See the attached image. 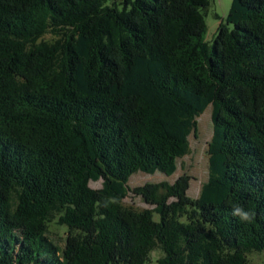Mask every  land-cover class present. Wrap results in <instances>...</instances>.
<instances>
[{"label":"trees","instance_id":"16d2710c","mask_svg":"<svg viewBox=\"0 0 264 264\" xmlns=\"http://www.w3.org/2000/svg\"><path fill=\"white\" fill-rule=\"evenodd\" d=\"M210 3L0 0V264L264 254V0H232L212 47ZM209 107L199 197L189 175L131 189L137 173L175 175ZM130 193L152 207H125Z\"/></svg>","mask_w":264,"mask_h":264},{"label":"rangeland","instance_id":"374dc122","mask_svg":"<svg viewBox=\"0 0 264 264\" xmlns=\"http://www.w3.org/2000/svg\"><path fill=\"white\" fill-rule=\"evenodd\" d=\"M210 7L204 12L205 20L208 25L206 41L210 47L215 43L217 35V28L220 23L226 21L228 14L232 7V0H210ZM212 108L209 107L201 118H198V133L197 137L193 134L190 136V154L177 162V171L174 176L168 177L165 174L157 173L156 175H148L144 173H137L130 178L128 186L133 189L136 187H142L148 183L159 184L162 182H168V184H174L178 177L182 175L191 176L190 190L187 195L191 198L199 197L202 186L207 182L209 178V155L208 148L211 142L212 135L214 133V127L212 123ZM93 189H100L102 187L101 182L90 183ZM125 207L135 209L137 211H143L149 209L152 206L145 203V201L133 193L128 195V198L124 201ZM67 229L61 227L56 222L50 225V233L48 238L56 245L63 249L65 244V238ZM160 256L159 252L152 254V259L155 261ZM248 259L251 264H264L263 253H252L248 255Z\"/></svg>","mask_w":264,"mask_h":264},{"label":"clouds","instance_id":"9594fccd","mask_svg":"<svg viewBox=\"0 0 264 264\" xmlns=\"http://www.w3.org/2000/svg\"><path fill=\"white\" fill-rule=\"evenodd\" d=\"M234 215H238L242 222H251L254 217L255 213L251 211H243L241 208L237 207L234 212Z\"/></svg>","mask_w":264,"mask_h":264}]
</instances>
